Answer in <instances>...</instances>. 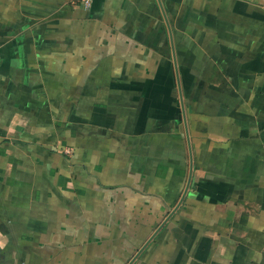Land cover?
I'll return each instance as SVG.
<instances>
[{
  "label": "crops",
  "instance_id": "obj_1",
  "mask_svg": "<svg viewBox=\"0 0 264 264\" xmlns=\"http://www.w3.org/2000/svg\"><path fill=\"white\" fill-rule=\"evenodd\" d=\"M178 206L132 264H264V0H0V264H130Z\"/></svg>",
  "mask_w": 264,
  "mask_h": 264
},
{
  "label": "water",
  "instance_id": "obj_2",
  "mask_svg": "<svg viewBox=\"0 0 264 264\" xmlns=\"http://www.w3.org/2000/svg\"><path fill=\"white\" fill-rule=\"evenodd\" d=\"M190 181H191V175H190V180H189V184H188V186H187V188H186V191H185V194H184V196H183V198H182V200H181V202H180V204H179V206L182 204V202H183V199H184V197H185V195H186V193H187V190H188V188H189V185H190ZM179 206L177 207V208H175V210H173V212L168 216V218L165 220V222H163L162 224H161V226H159V228L157 229V231L154 233V235L152 236V238H150V240L145 244V246H143V248L140 250V252L137 254V256L130 262V264H132L134 261H135V259L142 253V251L149 245V243L153 240V238L163 229V227L166 225V223L168 222V220L174 215V213L177 211V209L179 208Z\"/></svg>",
  "mask_w": 264,
  "mask_h": 264
},
{
  "label": "built area",
  "instance_id": "obj_3",
  "mask_svg": "<svg viewBox=\"0 0 264 264\" xmlns=\"http://www.w3.org/2000/svg\"><path fill=\"white\" fill-rule=\"evenodd\" d=\"M94 1L95 0H75L76 4L86 10H90L92 8Z\"/></svg>",
  "mask_w": 264,
  "mask_h": 264
}]
</instances>
